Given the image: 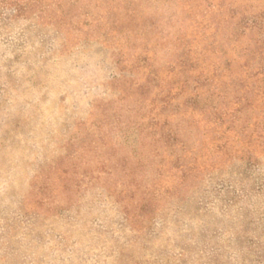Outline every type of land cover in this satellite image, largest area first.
<instances>
[{"label": "rangeland", "instance_id": "374dc122", "mask_svg": "<svg viewBox=\"0 0 264 264\" xmlns=\"http://www.w3.org/2000/svg\"><path fill=\"white\" fill-rule=\"evenodd\" d=\"M0 264H264V0H0Z\"/></svg>", "mask_w": 264, "mask_h": 264}]
</instances>
